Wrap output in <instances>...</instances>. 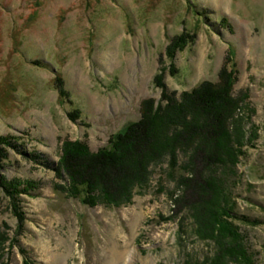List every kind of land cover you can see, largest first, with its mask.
Here are the masks:
<instances>
[{"label": "rangeland", "instance_id": "1", "mask_svg": "<svg viewBox=\"0 0 264 264\" xmlns=\"http://www.w3.org/2000/svg\"><path fill=\"white\" fill-rule=\"evenodd\" d=\"M188 35L170 59L169 45ZM233 63L244 155L232 194L237 214L258 222L237 220L264 264V0H0V141H10L0 143V264H183L211 256L213 245L171 198L176 183L166 162L121 207L72 197L71 181L55 169L65 142L97 152L141 118L144 101L157 106L165 88L180 98L217 83ZM17 179L36 182L33 196L9 195L2 181Z\"/></svg>", "mask_w": 264, "mask_h": 264}, {"label": "trees", "instance_id": "2", "mask_svg": "<svg viewBox=\"0 0 264 264\" xmlns=\"http://www.w3.org/2000/svg\"><path fill=\"white\" fill-rule=\"evenodd\" d=\"M189 37L179 36L169 45L170 59L186 48ZM236 75L235 63L229 70L225 66L219 82L205 81L180 98L165 88V103L153 106L144 101L141 118L110 137L97 152L84 141L65 142L55 171L65 172L71 181L66 191L86 205L121 207L148 187L152 168L164 161L167 175L176 183L171 198L192 219L196 236L214 248L204 261L188 257L183 264H260L237 220L258 222L237 214L232 194L244 155L242 124L235 114L239 101L233 96ZM59 89L65 97L62 83ZM2 183L13 199L33 196L37 188L32 180ZM58 187L55 191L63 193ZM80 188H85L82 193ZM15 208L24 219L17 204Z\"/></svg>", "mask_w": 264, "mask_h": 264}, {"label": "bare ground", "instance_id": "3", "mask_svg": "<svg viewBox=\"0 0 264 264\" xmlns=\"http://www.w3.org/2000/svg\"><path fill=\"white\" fill-rule=\"evenodd\" d=\"M116 256H117V260H120V259L123 257V254L120 256V255L117 253ZM117 260H116V261H117ZM116 263H117V262H116ZM109 264H111V262H110Z\"/></svg>", "mask_w": 264, "mask_h": 264}]
</instances>
